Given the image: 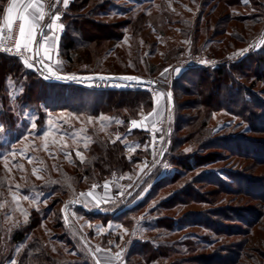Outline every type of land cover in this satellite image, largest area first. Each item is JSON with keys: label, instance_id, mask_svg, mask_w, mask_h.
I'll return each mask as SVG.
<instances>
[{"label": "rangeland", "instance_id": "374dc122", "mask_svg": "<svg viewBox=\"0 0 264 264\" xmlns=\"http://www.w3.org/2000/svg\"><path fill=\"white\" fill-rule=\"evenodd\" d=\"M256 1L264 4V0ZM71 2L72 0L68 6ZM110 3L111 7L106 8V11H110L109 17L100 16L99 20L113 26L131 20L135 25L121 26L122 28L119 27L111 31L113 38L117 37L121 40L110 43L108 57L99 62L91 61L90 63H82L75 59L74 63L70 64L63 59L59 49L53 59L52 66L66 76L82 75L78 73L85 68L99 67L104 72L98 75L138 77L136 71H139L147 81H150L151 78L156 86H152L149 91L144 90V92L151 94L153 108L142 113L136 119V121L142 122V126L134 127L130 121L127 131V133L141 131L146 134V140L143 144L135 142L130 138V133L124 135L123 138L116 136L112 132L113 127H121L122 123L111 116H104L111 118L108 121H101L100 116L94 118L92 123H88L87 116H76L66 109L52 110V108L38 104L42 107L45 118L42 128L33 129L32 123L38 119L35 107L30 108L32 110L29 108L27 110L20 109L18 122L10 123L8 117L5 121L3 120L0 106V123H3L8 130L4 135H0V164L5 166V161H7L6 168L10 174V193L0 205V264H6L5 259L9 254H12V259L16 260L18 255L16 250H21L22 246H10V233L17 226L27 222L32 211H38L41 214L42 223L30 236L31 240L38 238L50 250L56 253L62 252L63 257L70 264H86L87 262L80 257V254L84 253L86 249L85 252L89 255V251L94 252L97 247L110 249L116 253L121 252L122 261L125 260L124 263L127 264V253L137 241L148 240L156 245L168 242L167 244L171 245L183 239H195L204 244L207 239L215 244L218 239L225 240L211 233L209 235L207 231L199 227L185 226L179 232L159 230L155 228L156 218L152 213L153 209L160 203L161 197L164 199L170 197L176 190L183 188L187 182L193 181L201 175L210 174L227 182L229 178L243 173L244 168L253 164L252 161L232 153L222 152L219 154L220 158H216L215 162L188 173L177 187L161 190L160 197L153 200L146 199L154 189V185L159 183L160 179L169 176V173L174 169L170 159V150L168 149V153L163 156L156 169L150 170L149 168L159 159L158 152L156 153L157 143L164 145L174 136L176 119L174 101L179 100L181 103H185L192 100L191 97L182 96L180 91L176 96L175 83L187 75L192 68L194 71L217 67L230 69L244 59L247 61L249 59L247 57L253 53H264V18L263 24L252 32L257 35L255 39L245 44L231 40V30L226 31V27L222 24L215 26L216 21L225 15L252 17L262 13L259 8L253 7L250 0L248 6L238 9L228 8L218 0H111ZM68 6L65 8L61 4L57 9L61 16L60 21L67 13ZM143 14H145V19L136 23L137 16ZM224 32L226 34L222 35L221 33ZM245 49L247 51H243ZM201 61H208V63H201ZM250 64L253 68L254 64ZM177 67L181 69L179 73L173 71ZM26 69L36 72L47 83L79 84L86 88L97 86L100 89H106L108 84L103 81L73 83L46 79L38 66L31 69L26 67ZM109 70L118 71V74L124 72L127 74L117 75L114 74L116 72H106ZM68 71L74 74H67ZM252 71V69H248V72ZM188 77L196 80L191 75ZM241 77L236 76L235 78L244 87L254 85V91L264 99V81H256L253 76L248 77L249 80L246 81ZM181 85L189 87L186 84ZM20 89L23 88L15 87L14 83L9 86L7 82V98L13 108L16 96L23 94L24 90L21 92ZM169 92L172 93V106L167 96ZM158 94H163L159 100H157ZM93 98L90 96V99ZM50 119L53 122L52 126L48 124ZM102 124L106 126L102 128ZM209 128L212 134L217 137L248 135V125L244 123V120L226 111L216 113L212 117ZM49 130H51V134L45 141L43 133ZM94 132L104 138H110L112 141L120 140L124 145L127 157H132L142 151L144 159L133 166L132 173H115L101 181L90 180L82 173L79 175L75 160L81 161V159L76 153L77 151L81 152L83 161L86 159L87 148L92 141ZM84 137H87L86 141ZM258 138L264 139V136ZM85 143H87V147H85ZM186 149H190V151H185ZM197 150L196 145L188 144L182 148H176L177 153L182 151L185 155L193 154ZM13 152L16 153L15 156L11 155ZM66 153L69 155H65ZM203 153L201 152V154ZM29 158H31V163H29ZM34 168L38 170L36 175H33ZM78 170L82 172L83 168ZM77 174L81 177L78 182L75 180ZM37 175L42 179H37ZM105 183L109 185L107 189L104 187ZM93 185L96 187L93 188ZM89 192L92 193V196L88 195ZM82 193L83 195H81ZM24 196H28L29 199H24ZM97 199L101 201L98 206ZM231 200L232 196H221L216 207H233L235 203L232 204ZM250 205L255 206L254 203H250ZM135 207H137L136 209L139 207V209L133 214H127L123 218L119 217L118 223L112 219L106 223L94 216L86 215V213L101 212L102 214L105 212L106 214L113 213L118 217L120 212L135 209ZM208 209H211L208 205H179L168 214L176 221L187 219V223H189L191 221L189 216L197 212L205 213ZM25 214H27V219H25ZM134 231L135 235H133ZM203 236L207 239L202 238ZM241 239L238 238V241ZM110 241L111 243H109ZM205 249V253H208L212 248L206 244ZM100 254L106 253L103 251L96 253L99 257ZM113 261H116L115 264H124L116 259ZM170 261L172 260L163 258L153 264H169Z\"/></svg>", "mask_w": 264, "mask_h": 264}, {"label": "trees", "instance_id": "16d2710c", "mask_svg": "<svg viewBox=\"0 0 264 264\" xmlns=\"http://www.w3.org/2000/svg\"><path fill=\"white\" fill-rule=\"evenodd\" d=\"M110 2L111 0H72L61 21L65 28L61 35L60 52L68 63H74L75 59L82 63L105 59L109 54L110 43L121 40L117 37L113 38L111 31L122 28L121 26L135 25L133 21L128 20L118 23L119 25L115 27L99 20L100 16L109 17L110 11H106V8L111 7ZM218 2L232 9L243 8L250 4L246 5L242 0H218ZM250 2L253 7L260 9L261 15L252 17L225 15L215 23V26L224 25L226 31L231 30L230 37L233 41L244 44L251 42L257 36L252 32L263 24L264 4L256 0ZM8 3L9 0H0V21L4 16L3 9ZM137 17L136 23L145 19V14ZM247 58H249L247 61L244 59L230 69L217 67L194 71L192 68V71L190 70L175 83L176 96L180 91L182 96L191 97L192 100L185 103L174 101L176 119L174 136L169 148L174 169L169 176H165L154 185V189L146 199L159 198L161 190L177 187L188 173L215 162L222 152L252 161L253 164L244 168L243 173L229 178L227 182L210 174L201 175L198 177L200 179L187 182L180 190L176 188L178 190L170 197L165 199L161 197L160 203L153 209L152 213L156 218L155 228L159 230L179 232L185 226L199 227L209 235L211 233L225 240L218 239L216 244L220 243L219 245L205 236L202 237L207 239L205 244L195 239H183L171 245H168V242L156 245L148 240L137 241L127 253V264H153L163 258L172 260L169 264H262L264 262V139L258 138L264 136V99L254 91V85L244 87L235 78L243 76L241 78L247 81L248 77L253 76L256 81H264V53L256 52ZM250 63L254 64L253 68ZM248 69L253 71L248 72ZM101 72L104 71L99 67L85 68L78 74L96 75ZM106 72H116L114 74L117 75L127 74L126 72L118 74L115 70ZM67 74L74 73L68 71ZM136 75L146 79L139 71H136ZM189 75L196 80L188 77ZM9 77L15 87H22L24 90L21 96L15 98V109L7 98ZM181 84L189 87H183L184 85ZM90 96L94 98L90 99ZM38 104L52 110L66 109L76 116L93 118L111 116L122 123L121 127H113L112 132L116 136L123 138L130 133L132 140L143 144L146 134L141 131L127 133L129 123L142 113L152 110L154 103L151 94L140 90L119 91L100 89L97 86L86 88L79 84L47 83L36 72L27 70L19 58L0 57V106L3 120L8 117L10 123L18 122L20 109L32 110L30 108L35 107L38 114L35 124L40 129L45 114ZM220 111L241 117L248 125V135L214 136L209 124L212 117ZM187 144L196 145L197 152L190 155H185L182 151L176 152L177 147L182 148ZM143 159L142 151L127 157L120 140L112 141L94 132L87 148L86 159L83 162L76 159L75 166L79 175L82 173L90 180L101 181L115 173H132L133 166ZM79 168H83L82 172L78 170ZM78 174L75 177L77 182L81 180ZM9 177L8 169L0 164V205L10 193ZM197 185L199 187H196ZM221 196H232L231 203H235L234 206L216 207ZM250 203H254L255 206H251ZM189 204L208 205L211 209L205 213L197 212L189 216L192 223H187V219L176 221L168 214L179 205ZM136 208L124 210L118 217L113 213L89 214L80 209L86 215L94 216L103 222L108 223L112 219L118 223L119 217L123 218L127 214L135 213L139 207ZM41 223V214L32 211L27 222L11 231L10 246H22L16 256L17 264H70L63 257L62 252L56 253L50 250L38 238L31 240L30 236L41 226ZM238 238L242 239L238 241ZM206 244L211 246V253H205ZM85 251L80 257L87 262L86 264H94ZM9 257L12 259L13 255L9 254L5 260L7 261Z\"/></svg>", "mask_w": 264, "mask_h": 264}, {"label": "snow or ice", "instance_id": "6c2138e0", "mask_svg": "<svg viewBox=\"0 0 264 264\" xmlns=\"http://www.w3.org/2000/svg\"><path fill=\"white\" fill-rule=\"evenodd\" d=\"M59 3H62L65 8H67L70 0H58ZM243 2L247 5L249 3V0H243ZM5 15L3 17V24H0V53H5L9 55H15L17 56L20 61L27 67V68H34L36 63L43 64V59H35L33 60L32 57H26L24 55L25 52H33V45L38 44L39 41L37 40V35L40 34L43 37V40L47 42L49 39H51L53 42H56L59 37L55 35L56 30L63 31L65 28V25L63 23H57L60 21L61 16L59 12H46V3L45 0H25L23 3H18V0H10V2L7 4V7L3 9ZM47 18L50 22L46 24H42L41 22L45 21ZM14 20L19 21V34L18 38L15 39L14 46L8 47L5 39V29H7L8 36L11 38L12 28ZM47 27L53 34L51 37H49L47 34H44L42 32V28ZM23 50V51H22ZM247 51V49L243 50ZM49 48L47 46L44 47V54L48 59H51V57L48 55ZM35 56L39 57V50H35ZM201 63H208V61H201ZM46 71L48 75L45 76V78H49V76L55 77L57 79L65 78L58 75V73L48 65H45ZM167 71V69H165ZM176 73H179L181 69L179 67L173 69ZM70 79H76L75 76L67 77ZM122 79L127 81H139L138 77L133 76H126L122 77ZM8 84L9 86L12 85L11 77L8 78ZM22 92L23 89H20ZM163 94H158L157 100H159V97ZM168 100L171 102L172 99V93H167ZM14 98V97H13ZM153 112H155V109H153ZM149 115H152V113H149ZM101 121H108L111 118L101 116L99 118ZM94 120L93 117L89 116L87 117V122L92 123ZM48 124L50 126L53 125L52 120L50 119L48 121ZM132 126L134 127H140L142 126V122H138L136 120L131 121ZM106 125L102 124V128ZM37 125L33 122L32 128L35 129ZM8 130L5 128L3 123H0V135H4ZM51 134V130L45 131L43 133V139L47 141L48 136ZM27 139V137H25ZM85 141L87 140V137H84ZM119 139V137H117ZM45 147H47V144H45ZM85 147H87V143H85ZM134 150V149H131ZM185 151H190V149H186ZM11 155L15 156L16 153L13 152ZM22 155V153H21ZM65 155H69L66 153ZM76 155L80 157L81 161L83 162V155L81 152L77 151ZM31 158H29V163H31ZM5 167H7V161H5ZM167 167V165H165ZM33 175H36L38 170L33 169ZM37 179H42V177L37 175ZM96 185H93V188H95ZM105 189L109 187L107 183L104 185ZM83 195V193L81 194ZM89 196H92V193H88ZM15 199V197H14ZM24 199H29L28 196H24ZM100 200H96L97 206L100 204ZM25 219H27V214H25ZM10 231V229H9ZM102 231V229H100ZM125 232H127V229H125ZM135 231L133 232V235H135ZM111 243V241L109 242ZM17 254H19V249L16 250ZM109 252L110 249H101L97 247L94 252L89 251L90 258L94 261V264H112L113 257L111 256H105L103 259H101L99 256L96 255V253L99 252ZM115 259L117 261H122V253L117 252L115 254ZM6 264H17V261L14 259H11L10 257L6 261Z\"/></svg>", "mask_w": 264, "mask_h": 264}, {"label": "built area", "instance_id": "2783aa9c", "mask_svg": "<svg viewBox=\"0 0 264 264\" xmlns=\"http://www.w3.org/2000/svg\"><path fill=\"white\" fill-rule=\"evenodd\" d=\"M19 34V21H16L13 23V28H12V33H11V38L8 36L7 29H5L4 35L6 39V43L8 47H13L15 39L18 38ZM23 51V50H22ZM26 57H32L33 60L37 59L34 57V55H31L27 52L24 53ZM5 56V57H10V58H18L15 55H9L5 53H0V57ZM38 63L35 64L37 66ZM156 86V83L154 81H147L144 84H132V83H122L120 81H113L107 84L106 89L110 90H119V91H137V90H142V91H149L150 87ZM170 146V141L165 142L164 145H161V143H157L156 146V153L158 152V158L157 161H155L151 166L150 170L156 169L160 165V161L168 153V149Z\"/></svg>", "mask_w": 264, "mask_h": 264}, {"label": "crops", "instance_id": "0c3cea01", "mask_svg": "<svg viewBox=\"0 0 264 264\" xmlns=\"http://www.w3.org/2000/svg\"><path fill=\"white\" fill-rule=\"evenodd\" d=\"M9 2H10V0H9ZM23 2H25V0H18V3H23ZM45 3H46V12H49V11L55 12V9H58L57 7H60V5L62 4V3H59L58 0H45ZM4 15H5V13H4ZM3 17H2V19L0 21V24H3ZM16 21H18V20H14V22H16ZM48 22H50V21L48 20L47 15H46L45 21H43L41 23L42 24H46ZM57 23H61V21H58ZM42 32L44 34H47L49 37H51L52 34H53L47 27H43L42 28ZM55 35L59 37V39L56 42H53L51 39H49L47 42H45L43 40V37L40 34H38L37 35V40L39 41V43L33 45V52H27V53L35 56V50L38 49L39 50V57L41 59H43L44 61H46L48 58L44 54V47L47 46L49 48L48 55L50 53H52L53 54V59H54V57L56 56V54L58 53V51L60 49V41H61L62 31L57 29L56 32H55ZM115 254H116V252L109 251V252H107L104 255L100 254V258L103 259L105 256H111V257H113V259H115V257H114ZM124 262H125V260H124ZM115 263H116V261L112 260V264H115Z\"/></svg>", "mask_w": 264, "mask_h": 264}, {"label": "water", "instance_id": "95a60500", "mask_svg": "<svg viewBox=\"0 0 264 264\" xmlns=\"http://www.w3.org/2000/svg\"><path fill=\"white\" fill-rule=\"evenodd\" d=\"M49 56L51 57V59H47L46 61L43 62V64H40L38 63L37 66L38 68L44 73V75H48L47 71H46V68H45V65H48V66H51L57 73L58 75H60L61 77H65V78H61V79H57L55 77H52V76H49L50 79H55V80H60V81H63V82H86V81H103V82H106V83H110V82H113V81H120L122 83H132V84H144L147 82L146 79L144 78H141V77H138L139 78V81H127V80H124L122 79V77H126V76H104V75H71V76H66V75H62L61 73H59L53 66V54L50 53ZM37 59H41L40 57H37ZM72 76H75L76 79H70V78H67V77H72ZM171 106H172V100H171ZM77 205H80V204H77ZM101 213V212H100ZM102 214H106L105 212H103Z\"/></svg>", "mask_w": 264, "mask_h": 264}]
</instances>
